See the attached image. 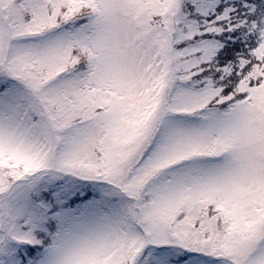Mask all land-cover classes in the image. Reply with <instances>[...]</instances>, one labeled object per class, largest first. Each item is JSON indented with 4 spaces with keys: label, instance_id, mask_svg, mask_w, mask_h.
I'll use <instances>...</instances> for the list:
<instances>
[{
    "label": "snow or ice",
    "instance_id": "obj_1",
    "mask_svg": "<svg viewBox=\"0 0 264 264\" xmlns=\"http://www.w3.org/2000/svg\"><path fill=\"white\" fill-rule=\"evenodd\" d=\"M0 264H264V0H0Z\"/></svg>",
    "mask_w": 264,
    "mask_h": 264
}]
</instances>
